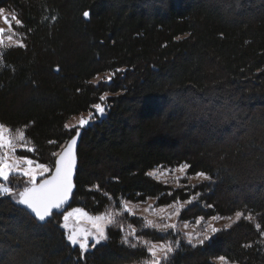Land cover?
Returning a JSON list of instances; mask_svg holds the SVG:
<instances>
[{"label": "trees", "instance_id": "obj_1", "mask_svg": "<svg viewBox=\"0 0 264 264\" xmlns=\"http://www.w3.org/2000/svg\"><path fill=\"white\" fill-rule=\"evenodd\" d=\"M0 8L23 21L13 27L25 46L0 48V122L36 149L18 154L52 167V153L76 134L64 125L107 94V115L80 131L67 208L118 212L106 241L85 251L67 239L62 211L37 220L0 195V264L141 263L150 257L144 241L174 237L121 211V201L192 196L183 222L237 211L256 219L242 216L203 244L181 242L162 264L220 256L264 264V0H0ZM106 73L109 82L93 83ZM184 163L187 176L210 179L173 188L149 174Z\"/></svg>", "mask_w": 264, "mask_h": 264}, {"label": "snow or ice", "instance_id": "obj_2", "mask_svg": "<svg viewBox=\"0 0 264 264\" xmlns=\"http://www.w3.org/2000/svg\"><path fill=\"white\" fill-rule=\"evenodd\" d=\"M5 10L0 8V17L3 18L4 23L8 25L7 28H0V48H10L13 46L24 47L25 45L19 39H14L18 33L14 30L13 22L16 26H23V21L18 18V14L12 12L9 15L4 14ZM85 17L89 16L87 11L83 14ZM3 56V53L0 52V57ZM112 77L108 76L107 80H111ZM107 98V94L100 97L101 101H104ZM98 113L101 115L104 113L105 108L101 103L94 104L92 106ZM92 113L90 112L88 117H81L78 121V126L65 124L64 127L71 130L72 128L76 129V135L73 136L68 142L67 146L60 152L52 153V156L55 157L52 167L47 163H40L38 160L30 159L28 156H16L17 148H25L28 152H34L36 149L34 147L28 146V141L26 139L25 132L23 130L17 129L15 133L4 123L0 122V178L8 181L10 174H18L23 177H27L28 186L24 187L23 191L18 193V202L25 205L30 209L35 216L43 221L46 218L53 215L54 209H61L69 200L72 195V190L74 187L73 183V173L76 167V144L77 138L80 135L79 129L89 123L92 119ZM50 143H54L51 142ZM190 165L187 163L179 165L178 169H165L164 171H179L181 176L186 175V169ZM54 168V170H53ZM163 173H161L162 175ZM47 178L40 179L37 183L38 177ZM150 175L157 176V172L154 171ZM197 177H202L204 179H210L204 172H199L196 174ZM177 181L180 177L175 178ZM13 193V189L8 187L5 184H0V195ZM192 199H195L193 197ZM190 199L186 203H191ZM178 203V202H175ZM124 211L131 212L132 209L128 207V202L124 201L122 205ZM151 208V205L149 206ZM168 207H172L169 205ZM184 207L183 204H179L175 208L173 213L169 215H179L180 211ZM236 220H239L244 213L237 211L235 213ZM75 218L77 221L81 219H87L91 228L87 227H73L70 231V234L67 236V239L73 244H79L82 250H87L88 238L89 236L95 237L96 243H99L101 240L107 239L105 233V228L107 225L112 224L115 219V215L112 212L105 211L99 215H89L82 208H73L71 211H67L63 215V227L69 229L70 219ZM245 219L253 221L256 218L249 213L247 216H244ZM202 219V218H201ZM217 219V217H213ZM231 220V217L228 218ZM145 226L154 227L160 231H166L169 228H175V224L170 223H154L151 220L145 218ZM231 225H225V227H230ZM257 230H261L262 225L260 222H255L254 224ZM209 228L212 232L219 231L218 229L209 225ZM133 234L135 230L133 229ZM264 235V231L261 232ZM191 242L192 234H186ZM207 235H204L203 239H199L198 243L203 244L204 240L208 239ZM129 241L125 238V243ZM147 245V251L151 255V259L144 262V264H162V261H166L169 257V254L174 250L171 243H160L155 244L148 241H144ZM131 247H136L135 244H130ZM95 247V244L92 245ZM222 264H229L228 258L220 256L218 258Z\"/></svg>", "mask_w": 264, "mask_h": 264}, {"label": "rangeland", "instance_id": "obj_3", "mask_svg": "<svg viewBox=\"0 0 264 264\" xmlns=\"http://www.w3.org/2000/svg\"><path fill=\"white\" fill-rule=\"evenodd\" d=\"M4 10H5V12H4L5 15L11 14V12L7 11L6 9H4ZM13 26H14V22H13ZM7 27H8V25L5 24L3 18L0 17V28H7ZM14 39H18V38L14 37ZM112 75H113L112 73L101 74V75L97 76L96 78H94L92 81L95 84H97V83H99L101 81L109 82V80H107V77L108 76L112 77ZM105 101H106V99L104 101L99 102L105 108V111H104V113L102 115L100 113H98L92 107V109L89 112H86V113H83L81 115H77V116H74V117L70 118L69 121L67 122V124L68 125H76V126H78L79 119L81 117H85V118L88 117L89 113L91 112L93 118L89 121L88 124H86L85 126H83L82 128L79 129V131H81L83 128L91 125L93 122L104 118L107 115ZM71 130H74L75 133H76V129L75 128H72ZM18 150H26V149L25 148H17L16 156H20L18 154V152H17ZM178 168H179V166L178 167H157V168L151 170L149 172V174L154 172V171H156L157 172V176H153V175H150V176L153 177L154 179L160 181V182L169 184L173 188L174 187L175 188L182 187V186L185 187V186H188V185L189 186H193V185H195V184H197L199 182L207 180V179H204L202 177H197L196 174L195 175H191V176H187V173H186V175L181 176L179 171H167V172L164 171L165 169H170L171 170V169H178ZM185 171H187V169ZM161 173H163V174L161 175ZM12 175L13 174H10V177H9L8 181H5V180H3V178H1L2 181H3L2 184H5L8 187L13 189V193L11 195H9V194H4V195L11 197V199H13L14 201L18 202V193L23 191L24 187L28 186V184H27V179L28 178L20 176V175L17 174L16 175L17 178L14 179V178L11 177ZM178 176L180 177V179L177 181L175 178L178 177ZM45 177H47V175ZM45 177H38L37 178V182L40 181V179H43ZM11 179H13V181H14L13 184L11 183ZM183 182H187V184L183 183ZM193 197H195V199H196V196H192L190 198L192 200L191 203H193L195 201V199H192ZM124 201L125 200L121 201V203H120L121 204V211L127 212V211H124V209L122 207ZM127 202H128V207L130 209H132V211L129 212V213H131L133 215H138V216L142 217L144 220L146 218L147 220H151L154 223H170V224H175L176 225V227L174 229L173 228H169L166 231H160V230L150 226L151 228L155 229L156 231H158L160 233H164V234H168L169 233V234H171L170 235L171 237L172 236L174 237V240L169 239V240L164 241V242H153V243H155V244L171 243L174 250L181 244V242L190 243V244H193V245L201 244V243H198V240L199 239H203L204 235H207L209 237L206 240H210L211 237L217 231L216 232H212L211 229L209 228V225H211L212 227L220 230L222 228H227V227H225V225H232L233 223H235L237 221L235 215L228 216V217H217V219H213V217L208 218V219H203V218L201 219L200 218V219H198L196 221H189V222H183V221H181L179 219L181 211H180L178 216L177 215H169V213H173L175 211V208L177 206H179V204H183L184 207L189 205V203H186L187 201L178 202V203L173 202V203L168 204V205H159L157 203V198H149L148 201L143 202V203H132V202H129V201H127ZM150 205H151V208L149 207ZM169 205H171L172 207H168ZM73 208H82V209H84L83 207H79V206L72 207V208H67V206H65L64 208L61 209V211H62V213L64 215L65 212L71 211ZM84 210L87 213H89V215H99V214H92V213L88 212L86 209H84ZM112 213H114V215H116L118 212L117 211H112ZM229 217H231V220L228 219ZM63 223H64V220H63ZM69 224H70L69 229H66L67 236L70 234V231H71V229L73 227H87V228H91V224H90V222L87 219H81V220L77 221L75 218H72V219H70ZM109 225H107L106 228H105L106 235H107V229H108ZM187 233H191L192 234L191 242H189V238L186 235ZM206 240H204V241H206ZM105 241H106V239L105 240H101L99 243H96L95 237L89 236V238H88V245H89L88 249H94L95 247L99 246L100 244L104 243ZM93 244H95V247H92ZM75 246L80 247L78 243L75 244ZM150 259H151V255H150V257L147 260H150ZM147 260H145V261H147ZM145 261H143L141 263H137V264H144ZM216 263L222 264V262L219 259L216 260Z\"/></svg>", "mask_w": 264, "mask_h": 264}, {"label": "water", "instance_id": "obj_4", "mask_svg": "<svg viewBox=\"0 0 264 264\" xmlns=\"http://www.w3.org/2000/svg\"><path fill=\"white\" fill-rule=\"evenodd\" d=\"M76 135V134H75ZM74 135V136H75ZM71 139V138H70ZM69 139V140H70ZM80 139H81V134L79 135V137L77 138V144H76V148H75V151H76V158H77V162H76V167H75V170H74V173H73V183H74V187H73V190H72V195H71V197L69 198V200H68V202L62 207V208H64L65 206H67L68 204H69V202L71 201V198H72V196H73V194H74V191H75V188H76V186H75V176H76V172H77V168H78V147H79V144H80ZM68 140V141H69ZM67 141V142H68ZM67 146V143L64 145V147L61 149V151L65 148ZM53 170H54V168H53ZM45 178H47V177H45ZM39 183V182H38ZM30 214H31V216H33L35 219H37V220H39L36 216H35V214L30 210V209H28L25 205H23V204H21ZM61 208V209H62ZM61 209H54L53 210V212L54 211H59V210H61ZM51 218V216L50 217H48V218H46L45 220H48V219H50Z\"/></svg>", "mask_w": 264, "mask_h": 264}]
</instances>
